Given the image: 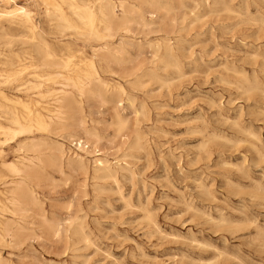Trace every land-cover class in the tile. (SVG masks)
Here are the masks:
<instances>
[{"label":"rangeland","instance_id":"1","mask_svg":"<svg viewBox=\"0 0 264 264\" xmlns=\"http://www.w3.org/2000/svg\"><path fill=\"white\" fill-rule=\"evenodd\" d=\"M164 1L170 11L132 26L116 73L97 65L108 85L82 103L97 149L62 139L71 129L25 135L63 143L62 172L45 166L33 184L47 217L71 224L59 237L38 225L0 246L4 264H264V0ZM30 9L38 22L42 5ZM26 73L15 83L36 79ZM21 138L0 144V207L13 178L3 162L21 160ZM75 154L81 164L67 165Z\"/></svg>","mask_w":264,"mask_h":264},{"label":"bare ground","instance_id":"2","mask_svg":"<svg viewBox=\"0 0 264 264\" xmlns=\"http://www.w3.org/2000/svg\"><path fill=\"white\" fill-rule=\"evenodd\" d=\"M19 1L0 0V97L3 99L0 103V134L4 135L0 144H9L24 136L17 149L23 151L21 160L3 162L13 178L7 180L8 203L0 207V246H17L35 234L38 225L56 237L68 231L69 218L51 220L37 205L33 184L45 166L54 165L62 172L63 143L51 139L49 133L25 135L32 132V127L71 129V132L60 133L61 138L74 142L86 154L97 149L98 135L95 129L86 127L82 116L83 100L103 97L102 89L108 85L99 75L97 65L103 71L116 73L114 67L127 62L126 55L132 46L128 34L133 32L132 26L148 25L145 14L153 19L162 11L172 9L164 0H22L21 4ZM32 4L42 5L43 14L38 16V22L31 15ZM170 45L163 44L164 51H169ZM84 46L89 47L88 53ZM25 73L36 79L27 78L15 83ZM125 73L120 76L124 78L128 75ZM46 80L53 84L46 85ZM122 87L118 85L117 90L122 92ZM7 91L17 95L11 97ZM19 93L25 96L24 99ZM45 95L50 96L52 107L41 105L40 98ZM117 107L115 104L116 125L117 130H121L126 119L120 117ZM40 147L48 149L45 158L37 153ZM73 162L81 164L82 156L75 154L66 159L67 165ZM95 162L98 170L110 169V164L103 160L95 159ZM35 217H39V224ZM2 255L0 264H4Z\"/></svg>","mask_w":264,"mask_h":264}]
</instances>
